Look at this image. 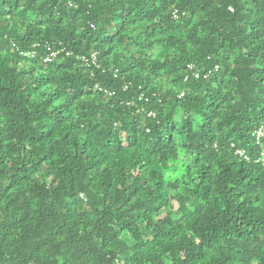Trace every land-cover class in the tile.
<instances>
[{
  "label": "trees",
  "instance_id": "obj_1",
  "mask_svg": "<svg viewBox=\"0 0 264 264\" xmlns=\"http://www.w3.org/2000/svg\"><path fill=\"white\" fill-rule=\"evenodd\" d=\"M263 158L264 0H0V264H264Z\"/></svg>",
  "mask_w": 264,
  "mask_h": 264
},
{
  "label": "built area",
  "instance_id": "obj_2",
  "mask_svg": "<svg viewBox=\"0 0 264 264\" xmlns=\"http://www.w3.org/2000/svg\"><path fill=\"white\" fill-rule=\"evenodd\" d=\"M230 9H232V8H230ZM188 15V12L187 11H181L180 9H178V8H175V9H173V11H172V16H173V19L174 20H179V19H181L183 16H187ZM96 54L97 53H94L93 54V56H92V60H96V58H97V56H96ZM56 55V53L55 52H51V57H50V59H48V60H52V58L54 57ZM153 113V112H152ZM151 113V114H152ZM153 115H156L155 113H153ZM263 162H264V158H263ZM264 164V163H263Z\"/></svg>",
  "mask_w": 264,
  "mask_h": 264
}]
</instances>
